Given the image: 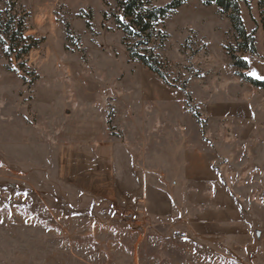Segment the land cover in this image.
Segmentation results:
<instances>
[{
	"label": "rangeland",
	"instance_id": "obj_1",
	"mask_svg": "<svg viewBox=\"0 0 264 264\" xmlns=\"http://www.w3.org/2000/svg\"><path fill=\"white\" fill-rule=\"evenodd\" d=\"M241 15L255 53L206 0L140 38L117 0H0V264H264V12Z\"/></svg>",
	"mask_w": 264,
	"mask_h": 264
},
{
	"label": "trees",
	"instance_id": "obj_2",
	"mask_svg": "<svg viewBox=\"0 0 264 264\" xmlns=\"http://www.w3.org/2000/svg\"><path fill=\"white\" fill-rule=\"evenodd\" d=\"M245 0H206L207 5L215 4L223 14H227L232 26L239 36V47L243 52L255 53V44L252 37L248 34L241 15V2ZM122 18H117V24L126 36L135 35L140 38L143 34L152 32L155 22L166 18L175 8L179 7L181 0H176L166 7H154L145 4L144 0H117ZM259 8L264 12V0H258ZM142 34V35H140ZM146 38L145 45L148 44L150 37ZM128 52L132 59L140 60L151 72L158 74L155 66L144 56L128 47ZM236 67L247 70L248 63L236 54H231ZM246 81L252 86L264 89V80L256 79L251 76L245 77Z\"/></svg>",
	"mask_w": 264,
	"mask_h": 264
},
{
	"label": "snow or ice",
	"instance_id": "obj_3",
	"mask_svg": "<svg viewBox=\"0 0 264 264\" xmlns=\"http://www.w3.org/2000/svg\"><path fill=\"white\" fill-rule=\"evenodd\" d=\"M249 75L253 76L256 79H264V76L259 75L257 72L252 71L249 73Z\"/></svg>",
	"mask_w": 264,
	"mask_h": 264
},
{
	"label": "built area",
	"instance_id": "obj_4",
	"mask_svg": "<svg viewBox=\"0 0 264 264\" xmlns=\"http://www.w3.org/2000/svg\"><path fill=\"white\" fill-rule=\"evenodd\" d=\"M128 218L130 222H135L138 217L136 215H129Z\"/></svg>",
	"mask_w": 264,
	"mask_h": 264
}]
</instances>
